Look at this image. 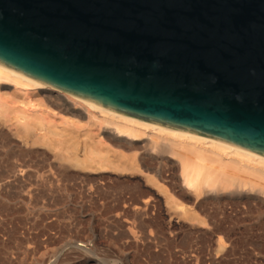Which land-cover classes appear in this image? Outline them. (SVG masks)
<instances>
[{"label": "water", "instance_id": "95a60500", "mask_svg": "<svg viewBox=\"0 0 264 264\" xmlns=\"http://www.w3.org/2000/svg\"><path fill=\"white\" fill-rule=\"evenodd\" d=\"M0 65L264 161V0H0Z\"/></svg>", "mask_w": 264, "mask_h": 264}, {"label": "rangeland", "instance_id": "374dc122", "mask_svg": "<svg viewBox=\"0 0 264 264\" xmlns=\"http://www.w3.org/2000/svg\"><path fill=\"white\" fill-rule=\"evenodd\" d=\"M16 126L0 112V264H264L259 200L196 197L175 156L155 166L93 122L42 137Z\"/></svg>", "mask_w": 264, "mask_h": 264}, {"label": "bare ground", "instance_id": "6f19581e", "mask_svg": "<svg viewBox=\"0 0 264 264\" xmlns=\"http://www.w3.org/2000/svg\"><path fill=\"white\" fill-rule=\"evenodd\" d=\"M6 111L16 114L17 133L33 137L59 135L64 129L76 133L78 127L96 123L99 141L138 152L155 166L167 155L175 156L182 185L190 194L241 193L259 200L264 213V161L254 155L110 111L0 65V112Z\"/></svg>", "mask_w": 264, "mask_h": 264}]
</instances>
